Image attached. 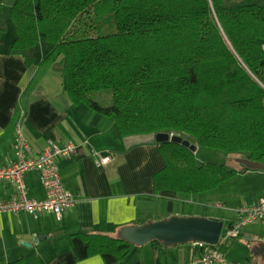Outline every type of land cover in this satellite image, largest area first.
Masks as SVG:
<instances>
[{"label": "trees", "instance_id": "obj_1", "mask_svg": "<svg viewBox=\"0 0 264 264\" xmlns=\"http://www.w3.org/2000/svg\"><path fill=\"white\" fill-rule=\"evenodd\" d=\"M5 5L8 51L32 68L60 62L70 99L112 116L122 135L169 132L264 163V0H0V45ZM159 150L154 189L187 197L250 168L199 162L195 144L166 140ZM71 237L77 259L99 254L106 264L134 244L99 230Z\"/></svg>", "mask_w": 264, "mask_h": 264}, {"label": "crops", "instance_id": "obj_2", "mask_svg": "<svg viewBox=\"0 0 264 264\" xmlns=\"http://www.w3.org/2000/svg\"><path fill=\"white\" fill-rule=\"evenodd\" d=\"M10 40L0 45V165L16 158L15 121H19L35 154L47 146L49 139L59 143L73 140L75 152L60 156L57 162L61 180L76 201L60 218L49 210L37 216L23 210L0 213V263L22 257L23 264H106L99 254L77 259L71 234L99 230L119 235L122 226L144 217H222L195 212L193 206L184 210L185 202L194 195L155 190L153 173L164 164L155 135H122L112 116L73 102L61 74L41 71L44 65L29 67L21 55L10 53ZM105 151L113 157L99 167L96 161L100 152ZM24 180L30 196L44 195L39 171H26ZM16 194L13 180L0 179V199ZM215 194L222 199L216 201L222 204L220 208L233 213L228 221L233 220L238 206L264 195V168L237 173ZM256 222V234L248 232L247 237L252 245L260 247L264 241V219ZM201 248L190 242L167 245L147 241L131 245L126 256L114 264H193L192 256L199 255ZM252 254L258 263L259 258L264 259L263 250Z\"/></svg>", "mask_w": 264, "mask_h": 264}, {"label": "built area", "instance_id": "obj_3", "mask_svg": "<svg viewBox=\"0 0 264 264\" xmlns=\"http://www.w3.org/2000/svg\"><path fill=\"white\" fill-rule=\"evenodd\" d=\"M15 124L16 158L0 165V179L13 180L17 194L9 199H0V213L23 210L37 216L42 211L50 210L60 218L66 208L75 204L76 198L74 193L63 184L57 160L60 156L74 153L76 142L65 140L59 143L49 139L47 146L35 154L31 151L30 143L19 121ZM112 157L109 151L100 152L96 165L101 167L111 161ZM28 170L39 171L44 186L42 197L28 195V187L24 180V173ZM236 212L237 217L231 220L226 230L222 229L215 244L199 240L191 242L194 247H202L199 255L192 256L193 264H235L226 257L220 245L228 237L240 236L241 229L247 224L264 219V195L252 203L238 206Z\"/></svg>", "mask_w": 264, "mask_h": 264}, {"label": "water", "instance_id": "obj_4", "mask_svg": "<svg viewBox=\"0 0 264 264\" xmlns=\"http://www.w3.org/2000/svg\"><path fill=\"white\" fill-rule=\"evenodd\" d=\"M157 141H178L184 145L194 148L179 134L169 132H157ZM245 166L250 168H264V163L250 160L247 157L239 159ZM224 227V219L219 216H207L200 214L178 215L170 217L148 220L139 224H126L121 227L119 235L134 244H143L154 238L161 240L164 244L185 243L191 240H199L209 244H215ZM26 245L29 242L22 241ZM260 250L264 251V241L260 243Z\"/></svg>", "mask_w": 264, "mask_h": 264}, {"label": "rangeland", "instance_id": "obj_5", "mask_svg": "<svg viewBox=\"0 0 264 264\" xmlns=\"http://www.w3.org/2000/svg\"><path fill=\"white\" fill-rule=\"evenodd\" d=\"M4 13L8 20V29L4 33V39H5L4 41L7 42L9 39L13 37L15 32H14L13 21L9 14L8 5H5ZM100 25L102 31L109 30L111 28L109 27V24H107L106 22ZM57 61H62V56H59ZM43 69L47 71H53L54 73L58 72L59 74H62V66L60 62L45 64L40 70L43 71ZM184 139H187L190 142V144H195V152L199 162L205 160L215 161V162L223 163L228 167L240 166L241 164L238 156L234 154L227 153L226 151L218 148L198 145L194 142L192 137L185 136ZM217 191L218 190H212L211 192L206 191V192L194 194V196L191 198L190 201L185 202L186 208H184V210H187L190 204L194 207L195 212L198 213L201 212L203 214L214 213L215 215H221L224 219L223 230H226L228 220H230L233 213L228 209L220 208L222 204L220 205L219 202L216 203V201L222 200L219 197H216L215 193H217ZM214 203L216 204L213 205ZM255 223L259 224V222H253L252 224L249 223L246 226H244L241 229V234L239 238L228 237L227 240L220 245L226 257L228 259L230 258L231 260H233L232 262H234L235 264H248L249 261L247 259H244V256L247 253V251L256 252L257 250H260L259 247L252 245V240H250V238L247 237L248 232H251L253 236L256 234L258 228L257 226H255ZM192 241L195 240H191L188 242L191 243ZM259 264H264V259L259 258Z\"/></svg>", "mask_w": 264, "mask_h": 264}]
</instances>
